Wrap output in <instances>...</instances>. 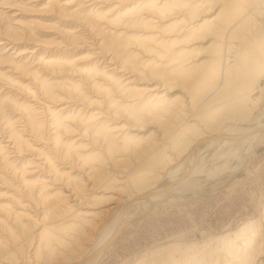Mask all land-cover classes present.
<instances>
[{
  "label": "rangeland",
  "instance_id": "rangeland-1",
  "mask_svg": "<svg viewBox=\"0 0 264 264\" xmlns=\"http://www.w3.org/2000/svg\"><path fill=\"white\" fill-rule=\"evenodd\" d=\"M255 1L0 0V136L11 140L0 138V264L82 258L126 199L160 177L156 188L165 189L194 155V140L262 122L264 25L245 38L237 24L264 19V0ZM217 57L223 76L211 72ZM245 146L202 141L198 173L180 193L191 196L212 170L243 162ZM252 153L247 167L198 197L133 207L130 224L94 264H195L237 254L234 236L264 222V140ZM64 186H80L86 206L67 204Z\"/></svg>",
  "mask_w": 264,
  "mask_h": 264
},
{
  "label": "bare ground",
  "instance_id": "bare-ground-1",
  "mask_svg": "<svg viewBox=\"0 0 264 264\" xmlns=\"http://www.w3.org/2000/svg\"><path fill=\"white\" fill-rule=\"evenodd\" d=\"M260 2V0H257ZM263 0H261L262 2ZM254 2H256L254 0ZM241 5V4H240ZM258 5V3H257ZM249 8V7H248ZM247 8V9H248ZM222 11V10H221ZM220 12V14H222ZM251 11V10H250ZM246 14V13H245ZM249 14V12H248ZM241 16V15H240ZM255 16V15H254ZM217 17V16H216ZM239 16L234 14L233 15V20H236ZM244 17V16H243ZM219 18V15L218 17ZM260 18V17H259ZM215 19V18H214ZM242 19V18H241ZM238 19L240 21H237L238 26H243L244 27V37H248L252 34V32L254 31V29L257 28V26H259L260 24L264 25V19L262 20H257L256 23L247 25L250 22V19L248 18V16H246V18H243L242 20ZM218 20V19H217ZM216 20V21H217ZM216 24V23H215ZM236 24V23H235ZM213 25V24H212ZM211 25V26H212ZM214 27V26H213ZM231 27V25H230ZM264 27V26H263ZM262 27V29H263ZM216 28V27H215ZM217 29V28H216ZM229 29V28H228ZM261 29V30H262ZM215 30V29H214ZM260 30V29H259ZM260 30V31H261ZM213 31V30H212ZM217 31V30H216ZM216 31L212 32L213 35L216 34ZM227 31V30H226ZM226 33V32H225ZM262 33V31H261ZM228 34V33H227ZM209 35V34H208ZM229 35V34H228ZM262 35V34H261ZM260 35V36H261ZM243 36V35H241ZM218 37V36H217ZM262 37V36H261ZM206 38V36H204V39ZM244 38V39H245ZM218 39V38H217ZM242 39V38H241ZM240 39V41H241ZM243 39V40H244ZM203 40V39H202ZM213 40V39H212ZM256 40V39H255ZM254 40V41H255ZM239 41V40H237ZM5 42H2L0 40V45H3ZM8 43V42H7ZM212 43H214L212 41ZM210 43V44H212ZM229 43V42H228ZM258 43V42H257ZM223 45V44H222ZM227 45V44H226ZM225 45V46H226ZM238 45V44H237ZM236 45V46H237ZM211 46V45H210ZM235 46V47H236ZM224 48V47H223ZM93 49V48H91ZM226 50V48H225ZM231 50H233L231 48ZM248 50V49H247ZM226 52V51H225ZM255 52V51H252ZM223 54V52H221ZM228 53V52H227ZM233 53V52H232ZM256 53V52H255ZM212 54V53H211ZM226 53H224L225 56ZM218 55V54H217ZM210 56H213L210 55ZM216 56V54H215ZM219 56V55H218ZM230 56V55H228ZM232 56V55H231ZM209 58V57H208ZM225 59V57H223ZM207 59V58H206ZM222 59V58H221ZM233 59V57H232ZM234 60V59H233ZM231 60V61H233ZM209 60H203L199 63V67L196 66V69H201V66L203 68L204 65H206L208 63ZM214 61V59H213ZM215 65L214 67H212L211 72H216L217 74H222L221 76L224 75L225 71L227 70V68L223 65H221L223 62L220 61V57H217V59H215ZM219 61L221 63H219ZM230 62V61H229ZM242 62V61H241ZM113 63V62H112ZM239 63V62H238ZM226 64V63H225ZM113 67H111L110 69L114 70L115 72H121V70H119V65H117L116 63H113ZM229 65V64H228ZM234 66V64H230V67ZM262 68V67H261ZM195 69V68H194ZM202 70V69H201ZM199 70V72L201 71ZM194 70H192L193 72ZM191 72L192 75H194ZM195 72V71H194ZM257 73V72H256ZM197 74V71H196ZM199 74V73H198ZM229 74H232L229 72ZM260 74V73H259ZM264 74V71H263ZM250 75V74H249ZM254 75V74H253ZM251 75V79L252 76ZM195 76V75H194ZM220 76V75H219ZM228 76V75H227ZM226 76V78H227ZM255 76V75H254ZM230 77V75H229ZM228 77V78H229ZM193 78V76H192ZM231 78V77H230ZM244 78V77H243ZM250 78V77H249ZM194 79V78H193ZM258 79V78H257ZM216 80V79H215ZM220 81V80H219ZM223 81V80H222ZM250 81V79H249ZM211 83V81H209ZM190 83V80H189ZM210 83H208L210 85ZM213 83V82H212ZM217 83V82H216ZM222 85L224 84L223 82H221ZM247 83V82H246ZM248 84V83H247ZM208 85V86H209ZM216 85V84H215ZM207 87V86H206ZM219 87H221L220 85L216 86L214 89H212L208 94L204 95L203 93V98L205 99L210 98L212 96L213 91H216L219 89ZM224 87V86H223ZM254 87V86H253ZM252 88V87H251ZM157 89V87L149 89L148 91H155ZM202 89H200L201 91ZM250 90V89H249ZM198 91V93L200 92ZM252 91V90H251ZM202 92V91H201ZM215 92V93H216ZM259 93V92H258ZM197 95V94H196ZM35 99L37 98V96H35ZM201 98V99H203ZM192 99V98H191ZM194 100V99H193ZM191 100V101H193ZM162 101V100H161ZM176 101V100H175ZM206 101V100H205ZM177 103V102H176ZM175 103V104H176ZM177 105V104H176ZM176 105H174V107H176ZM172 106V105H171ZM173 107V108H174ZM170 109V108H169ZM209 114H211V112H209ZM193 114L189 113L187 114V117H192L193 118ZM211 117V115H209ZM214 116V115H212ZM206 117V116H205ZM203 118V117H202ZM203 121H206L205 119ZM208 122V120H207ZM211 122V121H209ZM257 123V122H256ZM255 125V124H254ZM253 125H251L252 127ZM234 128V126H233ZM232 128V129H233ZM247 128V127H246ZM248 130V129H247ZM246 131V130H245ZM243 131L242 129H240L239 127H235L233 130L229 131L228 133H211V134H206L205 136L199 137V139L196 141L194 140L193 144H192V150L190 151L191 153H194V155H191V158L188 159V161L184 164V166H182L183 168L179 169L178 173H176V175H173L171 179L168 180V182L164 185L165 189L161 190L160 188H156L157 185H159L158 181L160 180L157 179V182L155 183L154 186H152L150 189L145 190L144 192H139L135 195L130 196L128 199H126V204L124 205V207L122 208V211L120 212L118 219L115 223V225L110 228L109 230H107L106 233H104L99 239H97L95 241V243H93L92 247L90 248V250L86 253L85 256H83L82 258H79L77 260H72L69 264H94L95 261L98 259L99 255H101V253L106 249L103 250L102 247L106 246V243L109 241V239L120 229L122 230L121 233L124 231V229L130 224V221L133 219V217H131L130 211L131 209H133V207L139 205V203H146L147 204V208H149L153 202H158L156 203H163L166 201H173V200H179V201H189L190 199H193L195 197H198L200 195H202L204 192L208 191L209 189H212L215 186H219L221 184H223L224 182H226L227 180H229L230 178L233 177V174L237 171V170H241L245 167L248 166V163L251 161L252 159V152L254 150L255 145H257L261 140H264V119L260 120V123L254 127H252V129L248 130L247 132ZM245 132V133H244ZM152 135V134H151ZM150 135V136H151ZM1 139H3V136H0ZM221 141V142H227L228 140H233V141H238V140H242L246 142V146H245V151H247V158L243 161V162H238L236 164H233L231 166H229L225 171L224 170H220L222 172H220L221 174L217 173L219 172V169H215L212 170V172H209L211 174H213L214 176L211 178V182L208 184H204L201 185L197 188H193L192 191L193 193L191 194V196H187L188 193H180V191H182L181 186L184 187V184L186 182H188V179H190V177L196 173H198L197 171V164L195 163V156H198V154L200 153L198 150L201 151L200 147V143L202 141H208V142H213V141ZM2 142H10L11 140H1ZM1 142V143H2ZM14 143V142H13ZM6 144V143H5ZM157 142L154 143L152 146H156ZM5 147H9L8 145H4ZM14 147V146H13ZM235 152V151H234ZM197 153V155L195 154ZM242 153V152H241ZM223 156V155H222ZM239 158V157H238ZM242 161V160H241ZM232 162V161H231ZM224 164V163H223ZM224 169V168H223ZM74 170H78L77 168ZM181 170V171H180ZM173 173V172H172ZM129 175V173H128ZM204 175V174H203ZM201 175V176H203ZM94 177L92 178L93 180H90L92 183H90L92 186L95 184H97L99 182L98 177L96 175H89V178L87 176L86 180L91 179L90 177ZM199 176V175H198ZM127 177V176H126ZM166 177V176H165ZM127 179V178H126ZM166 178H164L165 180ZM85 180V181H86ZM167 181V179H166ZM161 182V181H160ZM163 182V181H162ZM89 184V185H90ZM122 184V183H121ZM90 185V187H92ZM161 185V184H160ZM181 185V186H180ZM212 187H209V186ZM84 187H86V182L83 184ZM190 186V185H189ZM89 187V188H90ZM96 188V187H95ZM94 187L92 189H95ZM63 189H67V192L64 191ZM63 198L66 200V203L73 206V204H70V202L73 200L76 202V204H79V207H82V205H84V201L83 199H86L84 197L83 192H82V188H80V186H76L74 188H67V186L63 187ZM99 189V188H98ZM184 189V188H183ZM185 194V195H184ZM145 205V204H144ZM86 206V205H84ZM66 207V206H65ZM143 207V206H142ZM147 210V209H146ZM35 211V210H34ZM42 212V211H41ZM39 229V228H38ZM37 231V228L35 230V232ZM120 233V234H121ZM4 235V234H3ZM234 238H240L241 240L239 241L238 239H235L239 245H238V251L237 254L233 255L230 253H225L223 255H220L218 257L215 258H211V260L207 261V262H198L195 264H264V222L260 221V222H256V223H251L249 225H246L245 227L240 229L239 234L235 235ZM96 251H99L98 254H96L94 257H90L93 253H95ZM90 257V258H89ZM5 263H11L6 261V259H4ZM18 264V263H17ZM194 264V263H192Z\"/></svg>",
  "mask_w": 264,
  "mask_h": 264
},
{
  "label": "water",
  "instance_id": "water-1",
  "mask_svg": "<svg viewBox=\"0 0 264 264\" xmlns=\"http://www.w3.org/2000/svg\"><path fill=\"white\" fill-rule=\"evenodd\" d=\"M238 171H240V170H237L233 175H235ZM209 187H212L211 185L209 186ZM158 202H161V201H158ZM158 202H153L152 203V206H154V205H156V203H158ZM121 229L119 230V231H117L110 239H109V241L106 243V246L105 247H102L103 248V250L106 248V247H108L114 240H116V238L120 235V233H121ZM99 253V251H96L95 253H93L90 257L92 258V257H94L96 254H98ZM89 257V258H90Z\"/></svg>",
  "mask_w": 264,
  "mask_h": 264
}]
</instances>
